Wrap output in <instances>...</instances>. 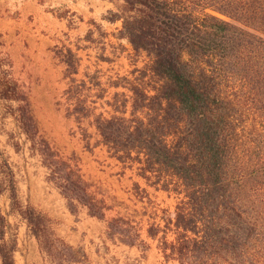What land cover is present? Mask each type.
I'll use <instances>...</instances> for the list:
<instances>
[{"label":"trees","instance_id":"trees-1","mask_svg":"<svg viewBox=\"0 0 264 264\" xmlns=\"http://www.w3.org/2000/svg\"><path fill=\"white\" fill-rule=\"evenodd\" d=\"M105 17L122 21L119 35L131 44L136 66L115 83L131 95L115 93L113 112L95 116L101 140L148 185L176 197L173 211L161 215L148 188L135 184L152 220L148 234L178 264H264V0H117ZM57 52L70 75L79 72L70 47ZM72 80L70 113L94 114L87 82ZM0 88L4 98L19 101L13 111L70 208L84 205L104 218L110 206L40 134L18 83L3 75ZM6 191L15 207L17 171L0 144V198ZM19 211L52 249L44 215L32 205ZM136 220L113 216L110 233L135 244L143 229ZM12 229L0 206L3 264H16L18 229Z\"/></svg>","mask_w":264,"mask_h":264},{"label":"crops","instance_id":"crops-1","mask_svg":"<svg viewBox=\"0 0 264 264\" xmlns=\"http://www.w3.org/2000/svg\"><path fill=\"white\" fill-rule=\"evenodd\" d=\"M41 1L45 2V0ZM47 1L52 4L64 3L74 6L80 17L79 26H75L78 27V32L75 40L66 39L60 43L56 40L42 51H38L39 54L50 55L49 61L47 63L42 61L40 66L46 69L51 65L56 66L53 68V78H49V72L46 74L43 72L38 82L30 83V91L25 89L24 91L31 104L40 134L39 114L34 108L36 102H53L56 95L61 98L60 101L66 106L65 115L77 121V128L79 127V132L82 134L84 157H81L75 149L65 154L52 143L51 139L44 137L61 156L68 158L81 170L84 177L92 183V189L97 193L98 198H104L110 207L106 210L104 218L90 214L88 207L84 205H79L77 211L72 210L60 187L50 180L51 169L44 163L40 150L33 146V141L22 129L14 113L15 110L7 111L5 117L12 116L17 124L16 127L21 133H25L30 141V152H26V158L18 156L22 159L21 163L4 148L17 171L18 192L24 197L25 206L34 204L39 212L47 216L49 236L52 238V249H50L44 244L42 235L36 234L28 218L14 209L10 193L8 191L3 193L0 198L3 212L11 223H15L18 218L21 220L18 229L19 242L15 251L16 264H133L132 261L136 258L140 260L149 258V251L154 248L162 254L166 262L172 261L174 259L166 258L160 250L158 238L148 234L152 220L146 213V200L138 196L135 184L139 183L142 188H148L150 197L157 202L161 215L164 214V210L172 212L174 208L168 209L158 201L159 195H164L166 199L176 200V197L165 190H157L148 185L146 179L138 174L136 166L125 165L113 156L108 146L102 142L101 134L94 122L97 114L104 112L110 115L113 112L109 100L113 99L115 93L125 92L127 96L131 95L127 86L115 83L120 77L130 76L131 70L136 66L130 58L133 52L132 46L126 38L119 35L122 21H110L105 17L109 10L116 9L117 0ZM29 2L34 3L35 0H0V13L4 14V18L0 17V20L12 22L14 20L10 15L12 6L20 7ZM64 16L59 17L63 19ZM62 47H70L80 59L78 73L73 75L68 73V63L63 54L57 52ZM143 64V59L137 62L138 66ZM2 74L8 77L5 71L0 72V77L3 76ZM92 76L95 77L92 79ZM73 77H76L78 83L83 80L87 82L84 92L89 105L94 108V114L83 116L81 119L77 114L70 113L75 100L70 97L68 88L73 83ZM10 101H14L12 106L16 109L19 101L16 99ZM99 148L104 149V158L99 157L96 160L95 156L99 155ZM112 184L124 189V192L119 193ZM116 215H133L143 226L142 235L135 244L127 243L119 236L110 233L109 220ZM159 221L164 224L163 219L159 218Z\"/></svg>","mask_w":264,"mask_h":264},{"label":"rangeland","instance_id":"rangeland-1","mask_svg":"<svg viewBox=\"0 0 264 264\" xmlns=\"http://www.w3.org/2000/svg\"><path fill=\"white\" fill-rule=\"evenodd\" d=\"M74 6L64 3L52 4L50 1L35 0L20 7L12 6L10 15L14 18L12 22L0 20V72L5 71L9 78L14 79L19 88L26 94L25 91H30V83L38 82L41 79V73L49 72V78H53V68L51 65L47 69L41 67L42 61L47 63L50 55L39 54L50 43L53 44L56 40L60 43L62 40H75L80 23V17L76 13ZM65 15L64 18L59 16ZM0 17L4 18V14L0 13ZM62 70V65L60 71ZM36 74L40 76H35ZM3 75V74H2ZM25 89V91H24ZM53 102H36L35 112L39 114L38 120L41 128V135L51 139L52 143L66 154L75 149L81 157L83 146L81 140V132L77 128V121L68 118L65 115V104L61 102V98L55 96ZM9 98H4L0 88V142L3 148L13 155L15 160L20 163L22 159L18 156L26 158V152H30V141L25 133L16 127L17 124L12 116L5 117L7 111H13L12 104ZM5 117V118H4ZM78 130V132H77ZM99 155L95 159L104 158V149L99 148ZM22 152V154L20 153ZM32 155V154H31ZM84 159V158H83ZM89 160H93L89 158ZM111 167V166H108ZM119 186L118 181L116 182ZM117 191L124 192V189L112 184ZM10 193V191H8ZM19 194V202L14 209L19 211L20 206L25 205V199L22 194ZM11 196V193H10ZM164 195H159L158 201H161L168 209H173L175 199H166ZM13 203V200H12ZM5 201L3 202V205ZM35 207L34 204H30ZM14 206V204H13ZM42 213V212H39ZM41 220L46 223V235H49V221L45 214ZM18 218V217H17ZM19 218L12 223L13 234L16 229L20 228ZM45 228V229H46ZM18 231V230H17ZM13 236V235H12ZM133 264H178L177 261H165L162 254H159L157 249L149 251V258L143 260L140 258L134 259ZM0 264H3V259L0 255ZM59 264V263H57Z\"/></svg>","mask_w":264,"mask_h":264}]
</instances>
